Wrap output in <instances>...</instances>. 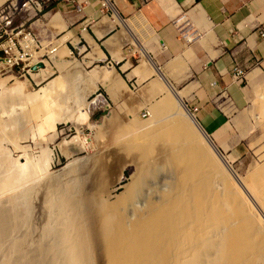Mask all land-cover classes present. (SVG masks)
Segmentation results:
<instances>
[{
	"label": "bare ground",
	"instance_id": "6f19581e",
	"mask_svg": "<svg viewBox=\"0 0 264 264\" xmlns=\"http://www.w3.org/2000/svg\"><path fill=\"white\" fill-rule=\"evenodd\" d=\"M9 82L8 79L0 80V89L7 94L0 95V103H11L12 99L23 100L26 105L36 101L37 93H22L23 85L27 83L11 85ZM160 86L156 83L153 90H160ZM60 93L55 91L44 98L39 95L44 99L40 98L39 108L36 102L37 109L44 112L45 120H52V128L58 120L64 119L55 108L66 96ZM159 96L160 99L149 103L151 115L148 119L135 114L126 125L122 123L115 134L116 141L120 143L117 150L127 154L123 165L134 163L137 169L136 174L124 184V191L119 194L113 188L106 191V196L99 191L81 196L80 193L85 191L81 188L82 178H71L79 190L73 195V203L64 194L58 206L64 215L63 226L54 220L57 209L54 199L47 200L43 213L46 221L36 244L28 243L26 238L21 241L13 239L12 246L7 249L2 240L14 230L7 233L0 225V252L3 253L0 264H89L97 261V257L93 258L94 246L99 254V264H264V221L256 211L264 213V171L261 169L247 177L232 175L228 170L232 166L229 160L225 162L222 156L221 160L217 158L220 149L185 104V92L177 94L179 104L168 91ZM90 104L91 101L84 98L79 119H88ZM32 109L21 111L14 117L11 115L18 113H15V107L10 117L0 116V123L13 127L10 133L3 135V139L13 145L15 152L24 151L27 148L25 143L29 141L37 144L30 123ZM166 149L170 150L168 154ZM41 157L37 167L46 173L49 162L46 155L44 159L43 155ZM141 159L151 161L143 163ZM170 159L176 160L171 162ZM78 168L69 167L68 174L78 172ZM9 170L3 174L7 180L0 175V193L12 200L16 198L14 189L17 188L15 178L18 173L17 168ZM146 176L149 183L144 189ZM123 178L119 175L117 184ZM143 190L148 193L140 200ZM255 207L257 209L254 210ZM25 208L24 213H29ZM21 218L27 216L22 214ZM82 235H86L89 241L86 247L79 244ZM83 247L82 254L78 249ZM51 249H58L60 254L52 256ZM89 255L92 260L87 258Z\"/></svg>",
	"mask_w": 264,
	"mask_h": 264
},
{
	"label": "rangeland",
	"instance_id": "374dc122",
	"mask_svg": "<svg viewBox=\"0 0 264 264\" xmlns=\"http://www.w3.org/2000/svg\"><path fill=\"white\" fill-rule=\"evenodd\" d=\"M51 2V0H5L0 3V24L4 25L10 22L8 24V32L14 27L20 26L22 33H28L30 22L42 17ZM110 6L114 8L112 3H110ZM37 7H39V10H37ZM21 23L22 25H20ZM3 41L4 38L0 39V42ZM35 51L37 54L31 62L43 61L45 67L32 70L25 64V69L17 67L13 71L0 73V80L8 79L11 85L21 82L23 84L27 83V86L23 85L25 87V89L23 88L24 91H22L23 94H38V97L35 98L36 101L26 105L23 104V100L12 101V99L11 103H0V106L5 104V106H1L5 109L0 107L2 111L0 116L5 119L10 117L15 107H17L15 113H18L11 115H14V117L19 116L21 111L33 108L30 110L33 113H30L33 116L30 123L33 135H36L37 139V144L29 141L25 143L27 148L24 151L15 152L16 149L13 145H9L8 141L3 139V135L10 133L13 127L7 123H0V139L2 141L0 142V175L7 180L3 174L10 171L9 169L17 168L16 172L18 173L15 178V186L18 191L17 188L14 189L16 202H13L14 199L4 198V193H0V225L5 227L7 233L9 230H14L12 234H8L2 240V243L7 244V249L12 246L13 239L21 241L26 238L29 240L28 243L34 242V244L39 241L42 227L46 221L43 213L47 200L54 199V203L57 206L54 220L57 222L56 224L63 226L64 215L59 211L58 206L61 205L64 194L70 203H73V198L79 190L73 185L71 178H82L81 188L85 189V191L80 193L81 196H87L97 191L103 192L106 196V191L110 192L113 188L117 190V193L121 194L124 191V184L129 182L133 174H136L137 169L134 163L128 164L126 167L123 165L126 162L127 154L117 150L119 149L118 144H120L115 138L117 130L120 126L122 127V123L124 126L128 121L130 122L135 114L143 119H148L149 115H151L150 104L154 100L160 99L161 96L159 95L165 93V91H168L176 103L179 104V100L175 98L165 84L159 83L161 89L154 91L153 87L157 82L141 81V70L143 69L141 64L137 62L129 66L125 65L123 69L126 72L122 73L119 65L104 67L103 64L98 63L99 66L103 67L87 66L77 54L70 55L67 47L63 49L57 45L53 49H45L42 46H38ZM67 55L71 57H66ZM26 63L28 64L29 62ZM257 85L246 86L247 102L242 106H238V108L232 106L226 98H223L224 101L219 100L213 103L205 110L193 109L187 101H184L191 113L196 116L198 122L201 123L202 127L220 149V156H217V158L221 160L220 157L222 156L225 162L229 160L232 166L228 170L237 177H247L261 169L264 171V82L258 87ZM151 90L153 91L151 92ZM180 90L181 87L177 88L179 95L183 93ZM55 91L59 95H61L60 92H63L66 96L62 97L60 102L57 103V107H55L64 119H61L62 121L58 120L55 127L52 128V120H45L44 112L37 109L36 102H38L39 108L40 101L44 100L42 98L51 96ZM5 93L0 89V95H7ZM39 95H42V98ZM83 97L87 98V101H91L88 109L89 117L86 120L79 119L84 103ZM14 102L16 105L12 104ZM6 105L11 108L9 106L6 107ZM146 113L148 116L144 117ZM55 116L57 117L58 114ZM169 151V149H166L165 153L168 154ZM42 155L43 159L44 155H46V159L49 162L47 165L49 168L46 173L37 167L42 160ZM97 159L99 160L97 161ZM151 159H141V162L146 163L151 161ZM175 160L170 159L171 162ZM94 162L95 164L93 165ZM25 166H27L26 170L28 171L24 170ZM72 166H78V172L70 173L71 175H69L68 170ZM34 168L39 170V172L35 170L37 175L33 170ZM119 175L124 176V178L117 184ZM145 178L147 179V176ZM262 178H264V175H262ZM148 183V179L143 183L144 189ZM239 185L244 189L241 184ZM146 190H143L140 200L148 193ZM24 207L29 213H24ZM256 211L258 216L264 221V213L258 209ZM22 214L23 216L26 215L27 218L22 219ZM82 237V240L81 238L79 239V244L84 247L88 246L89 241L86 235H82ZM55 244H59V242ZM84 247L78 249L79 252L82 251V254ZM87 248H90V246ZM93 253L95 256L93 258L97 257V261L89 264H99V254L96 246H94ZM2 254L0 252V258L3 257ZM57 254H60L58 249H51L52 256ZM87 258L93 259L91 255Z\"/></svg>",
	"mask_w": 264,
	"mask_h": 264
},
{
	"label": "crops",
	"instance_id": "0c3cea01",
	"mask_svg": "<svg viewBox=\"0 0 264 264\" xmlns=\"http://www.w3.org/2000/svg\"><path fill=\"white\" fill-rule=\"evenodd\" d=\"M51 1L30 22V34L19 35L22 47H67L87 66L119 65L122 73L137 62L141 81L178 95L181 87L197 110L223 98L238 108L247 102L246 86L264 82V0H105V8L103 0Z\"/></svg>",
	"mask_w": 264,
	"mask_h": 264
},
{
	"label": "built area",
	"instance_id": "2783aa9c",
	"mask_svg": "<svg viewBox=\"0 0 264 264\" xmlns=\"http://www.w3.org/2000/svg\"><path fill=\"white\" fill-rule=\"evenodd\" d=\"M103 6H107L104 4ZM26 6V5H25ZM15 7V6H14ZM77 10L81 11L83 6L78 4L76 6ZM8 24H0V39H5L4 44L2 45L3 56L0 58V73L4 71H13L17 67L19 69H25V64L27 67L31 65V61L35 58L37 52L28 47L24 48L21 46L18 36L22 33L21 27L16 26L10 32H8ZM17 29V31H15ZM30 34V32H28ZM262 36H264V31H261ZM26 62H29L28 64ZM22 65V67H21ZM237 78L243 79L245 77V72L243 70H238L236 73ZM146 113L144 117H147Z\"/></svg>",
	"mask_w": 264,
	"mask_h": 264
},
{
	"label": "water",
	"instance_id": "95a60500",
	"mask_svg": "<svg viewBox=\"0 0 264 264\" xmlns=\"http://www.w3.org/2000/svg\"><path fill=\"white\" fill-rule=\"evenodd\" d=\"M45 67V63L43 61H39L38 63H36L35 65H33L31 68L32 70H38L40 68H43ZM173 95L175 96V98L177 100H179L178 96H177V93L173 92ZM180 101V100H179ZM198 123V122H197ZM199 124V123H198Z\"/></svg>",
	"mask_w": 264,
	"mask_h": 264
},
{
	"label": "clouds",
	"instance_id": "9594fccd",
	"mask_svg": "<svg viewBox=\"0 0 264 264\" xmlns=\"http://www.w3.org/2000/svg\"><path fill=\"white\" fill-rule=\"evenodd\" d=\"M104 1V0H103ZM109 1H111V0H109ZM105 7V6H104ZM106 7H108V6H106ZM28 34V33H27ZM4 41H5V39H4ZM4 41H3V44H4ZM2 44V45H3ZM26 48V47H25ZM29 48V47H28ZM33 50V49H32ZM35 50V49H34ZM3 52V51H2ZM2 58V57H1ZM36 63H38V61H34L33 63H31V65L29 66L30 68L33 66V65H35Z\"/></svg>",
	"mask_w": 264,
	"mask_h": 264
}]
</instances>
